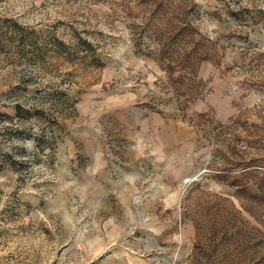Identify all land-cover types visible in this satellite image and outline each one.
<instances>
[{
	"label": "rangeland",
	"instance_id": "1",
	"mask_svg": "<svg viewBox=\"0 0 264 264\" xmlns=\"http://www.w3.org/2000/svg\"><path fill=\"white\" fill-rule=\"evenodd\" d=\"M142 1L0 0V264H264V0H193L188 103Z\"/></svg>",
	"mask_w": 264,
	"mask_h": 264
},
{
	"label": "trees",
	"instance_id": "2",
	"mask_svg": "<svg viewBox=\"0 0 264 264\" xmlns=\"http://www.w3.org/2000/svg\"><path fill=\"white\" fill-rule=\"evenodd\" d=\"M143 0L149 15L141 24L142 29L149 30L158 40L156 55L167 60L165 72L175 90L180 95L186 96V103L197 96V88L201 81L197 78V68L202 61L219 63V59L210 53L207 39L202 36L196 25L188 18V12H196L197 4L193 0ZM174 3V2H173ZM168 14H173L169 17ZM176 70H184L185 73L174 75ZM21 108H15V114L20 115ZM208 113H199L200 117ZM227 126V125H223ZM256 191L248 190L244 186L236 185V196L241 206L254 217L264 216V171H257ZM232 183H239L235 176L231 177ZM196 262L194 256L191 259Z\"/></svg>",
	"mask_w": 264,
	"mask_h": 264
}]
</instances>
